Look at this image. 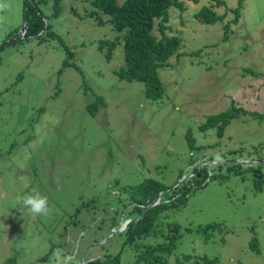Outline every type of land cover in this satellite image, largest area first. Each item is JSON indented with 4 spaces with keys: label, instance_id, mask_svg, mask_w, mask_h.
I'll list each match as a JSON object with an SVG mask.
<instances>
[{
    "label": "rangeland",
    "instance_id": "obj_1",
    "mask_svg": "<svg viewBox=\"0 0 264 264\" xmlns=\"http://www.w3.org/2000/svg\"><path fill=\"white\" fill-rule=\"evenodd\" d=\"M91 1L61 0L54 16V0H30L51 27L41 38H23V0H3L0 264H56L58 256L83 264L118 251L121 264H132L125 217L134 188L151 178L176 188L205 182L191 185L185 204L162 212L157 231L139 241L163 240L167 222H175L182 235L171 264L183 253L215 264H264V116L241 112L222 136L199 128L235 107L264 114V0H242L238 20V0H223L214 10L224 18L213 23L194 14L214 0L170 7L165 34L180 44L159 69L164 93L156 100L141 81L115 74L125 65L122 32L88 17ZM117 37L108 60L99 42ZM34 191L48 198L47 215L17 203ZM209 223L210 232L185 229Z\"/></svg>",
    "mask_w": 264,
    "mask_h": 264
},
{
    "label": "trees",
    "instance_id": "obj_2",
    "mask_svg": "<svg viewBox=\"0 0 264 264\" xmlns=\"http://www.w3.org/2000/svg\"><path fill=\"white\" fill-rule=\"evenodd\" d=\"M60 1L54 0L53 2L54 16H57L61 11ZM192 1L197 2V0ZM214 1L215 4L202 6L196 11L195 17L206 23L222 20L225 14H218L214 7L223 4L224 1ZM242 2V0H238V6L233 9L235 12L234 20H238L241 15ZM91 5L93 9L88 13V17L96 19L101 25L109 23L115 30L122 32L125 65L116 70L115 74L120 79H126L127 81H141L144 84V93L148 99L156 100L161 98L164 93V86L159 76V69L169 65V58L176 53L180 44L178 37L165 34V30L168 28V12L170 7H176L183 11L185 9L184 1L123 0L119 2V0H92ZM23 10V20L25 22L23 38L39 33L40 38L42 35H46L51 25L44 19L37 2L31 3L30 0H23ZM155 30L157 33H155ZM223 30L225 33L223 39H226L229 23L223 25ZM119 44L120 38L118 37L114 41L101 40L98 48L103 50L107 47L105 57L110 60L114 49ZM67 54L70 55L69 50H67ZM66 63H68L67 60H65L64 64ZM241 112H248L252 117L258 119H262L264 116L263 113L258 111L237 109L235 107L234 109H227L209 115L199 128L201 131H206L211 127H215L216 134L222 136L226 125L233 117L242 114ZM223 163L227 164L224 160L218 163V166L222 167ZM200 169L203 172H207V167L205 166L195 165L193 168L195 173ZM236 171L239 170L235 169L233 173L236 174ZM205 176L207 175L205 174ZM193 178L195 179V175L192 176ZM204 180L199 179V182L195 180L191 185L199 187ZM191 185L183 182L167 193L166 189H170L172 185L167 186L163 182L151 178L135 188L131 187L134 188V193L130 196L133 207L125 217L126 219L129 218V221L126 224V229L123 230V243L131 245L135 251L132 264H171L170 256L182 235V228L178 223L167 222V226L162 232L163 240L161 241L147 243L139 240L157 231L154 224L158 221L162 212L170 206L181 205L187 200ZM161 191L163 192L159 202L152 204ZM212 224L209 223L194 228L186 227L185 229L187 231L195 230L199 232V230H203L210 232ZM251 245L258 249L255 241L252 240ZM180 256V259L176 257L178 264L216 263V258L202 257L193 253H183ZM43 257H49V254ZM84 264H121V251L100 258L88 259L84 261Z\"/></svg>",
    "mask_w": 264,
    "mask_h": 264
},
{
    "label": "clouds",
    "instance_id": "obj_3",
    "mask_svg": "<svg viewBox=\"0 0 264 264\" xmlns=\"http://www.w3.org/2000/svg\"><path fill=\"white\" fill-rule=\"evenodd\" d=\"M7 7H8V5L5 4V3H3V0H0V11H3ZM215 158L217 160H221L222 159V157L220 156V154H217ZM194 167H195V165L192 167V169ZM193 175H195V173H192V176ZM188 181L192 182V178H190ZM183 182H185V180ZM204 182H205V180H204ZM174 188H176L175 185L173 187H170V189H166L167 190V193L168 192H171V190H173ZM162 192L163 191H161L156 196V197H158L157 202H159V200L161 199V193ZM155 200H156V198L154 199V201ZM153 202H152V204L157 203V202H154V203ZM185 202H183V204H181V205H175L173 207L170 206L169 208H177L178 206L184 205ZM17 203L20 204L32 216L47 215L48 212H49V202H48V198L46 196H43V195L39 194L38 192H35V191L33 193L25 194L23 196L18 197L17 198ZM122 230H123V228H122ZM66 262H67V258L66 257L61 258V257L58 256L57 259H56V264H66ZM81 262H83V264H84V261L83 260Z\"/></svg>",
    "mask_w": 264,
    "mask_h": 264
},
{
    "label": "water",
    "instance_id": "obj_4",
    "mask_svg": "<svg viewBox=\"0 0 264 264\" xmlns=\"http://www.w3.org/2000/svg\"><path fill=\"white\" fill-rule=\"evenodd\" d=\"M157 200H158V197H156V200H155L154 202H157ZM154 202H153V203H154Z\"/></svg>",
    "mask_w": 264,
    "mask_h": 264
}]
</instances>
